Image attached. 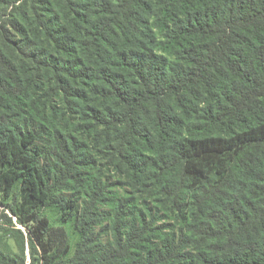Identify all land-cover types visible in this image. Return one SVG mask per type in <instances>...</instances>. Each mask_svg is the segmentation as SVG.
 <instances>
[{"label":"trees","instance_id":"trees-1","mask_svg":"<svg viewBox=\"0 0 264 264\" xmlns=\"http://www.w3.org/2000/svg\"><path fill=\"white\" fill-rule=\"evenodd\" d=\"M0 207V264H264V0H0Z\"/></svg>","mask_w":264,"mask_h":264},{"label":"rangeland","instance_id":"rangeland-1","mask_svg":"<svg viewBox=\"0 0 264 264\" xmlns=\"http://www.w3.org/2000/svg\"><path fill=\"white\" fill-rule=\"evenodd\" d=\"M8 222L9 221L7 220V218L4 215L3 207H0V228H2V227H5V228L11 227L8 224ZM13 223L16 225L15 227L21 228L22 231L25 234L24 255L26 257V264H32L34 258H35L34 264H40L39 259H38L39 258V254H37L36 251L33 249L32 244H31L30 239H29V235L27 233V230L23 226H21L20 224L16 223V218H13ZM12 245H13V248L16 251H18V247H17V244H16L14 239H12ZM33 254H35V255H33Z\"/></svg>","mask_w":264,"mask_h":264}]
</instances>
